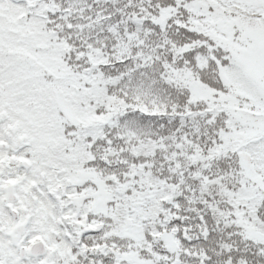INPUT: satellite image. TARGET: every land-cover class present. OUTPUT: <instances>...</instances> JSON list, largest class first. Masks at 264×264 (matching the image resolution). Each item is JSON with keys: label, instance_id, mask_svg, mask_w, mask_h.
<instances>
[{"label": "snow or ice", "instance_id": "obj_1", "mask_svg": "<svg viewBox=\"0 0 264 264\" xmlns=\"http://www.w3.org/2000/svg\"><path fill=\"white\" fill-rule=\"evenodd\" d=\"M0 264H264V0H0Z\"/></svg>", "mask_w": 264, "mask_h": 264}]
</instances>
